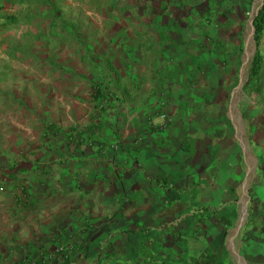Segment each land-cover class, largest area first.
<instances>
[{"label":"rangeland","instance_id":"374dc122","mask_svg":"<svg viewBox=\"0 0 264 264\" xmlns=\"http://www.w3.org/2000/svg\"><path fill=\"white\" fill-rule=\"evenodd\" d=\"M99 1L103 0H62L60 5L66 18L79 17L83 24L81 28H85L84 34H87L85 38L91 45L90 54L80 49V44L75 40L61 43L48 41L45 38L50 28L48 20L34 18L26 21L27 15L33 13L35 4L28 10L27 4L4 2V8L0 9V164L6 168L11 159H16L17 167L26 171L19 172L20 177L23 175L25 179L24 175L27 174L36 180L32 183L33 205L25 206L24 196H14L19 193L17 191L0 190V246L9 239L19 241L36 237L40 241L39 232L45 228L41 224L43 216L50 211L59 213L54 220L61 229L66 228L64 234L69 232L74 239L86 236L88 233L83 235L82 230L71 232L70 224L65 223L68 221L67 207L71 203L94 222L96 228L93 236L88 238L96 242V247L102 248L98 250L99 257L104 258V248L111 242L114 255L110 257L116 262L109 261V264H249L245 251L251 248L259 251L249 254L253 264H264V233L259 235L252 230L247 250L243 249L244 227L251 214L240 233L234 230L245 212V178L246 191L250 195V213L255 206L254 212L260 217L255 225L264 221V173H261L264 161L260 164L262 160L259 154L264 153V139L262 145L258 142L262 138L260 130L264 129V76L252 82L249 96L242 94L244 86L233 98L240 80L250 81V65L256 49L253 40L249 42L248 21L253 8L260 6L263 0H252L248 7L244 5L234 9L231 14L234 22L230 30L223 32L218 28L213 32L222 41L226 42L230 37L237 44L239 42L235 36L242 31L241 65L237 67L239 82L232 89H229V85L235 78L236 60L234 53L228 51L229 60H233V68L228 72L231 66L224 68L221 62L225 45L207 43L206 47L199 48L193 43V48L185 49L191 37H197L193 30L199 33L197 24L208 19L205 6L197 3V0L187 2L183 8L178 0H168L171 4L167 10V1H161L160 10L154 8V12H157L151 24H146L140 16L130 21H114L111 15L96 8ZM127 1L115 0V4ZM133 1L132 5L136 7L138 4L136 0ZM131 7L124 6L126 14ZM197 8L199 16H192ZM139 9L131 8V11L136 13ZM181 12L185 13L184 16H179ZM212 13L213 19L209 22L225 27V23L220 22L223 17H220L222 20L218 18L219 23L214 20L219 11L213 10ZM3 14L17 16L18 21L9 22ZM186 19L195 22L196 26L188 28ZM181 20L180 32L175 29V23ZM142 29L145 33L141 34ZM169 31L179 36L178 44L170 43V37L165 36ZM136 35L153 40L149 45L151 48L142 42L140 49L149 55L155 53L156 56L151 57L161 61L160 64L154 61L151 67L155 69L154 75L163 92L161 104L163 107L174 105L175 114L171 119L162 112L161 117L154 120L159 129L155 143L162 147L157 153H162V160H166L168 166L162 175L167 177L170 188L165 186V181L159 180L153 190L146 189L152 197L145 200L149 219L145 213H137L138 206L141 207L143 203L134 201L139 200L141 194L138 189H131L137 188L133 187L132 178L127 185L123 181L121 186L117 185L119 178L116 184L107 181L106 186L98 182L91 193L78 188L79 184L87 189L89 186L86 182L57 180L59 161L69 162L72 168H84L82 160L75 162L83 154L80 147L85 148L86 152L91 147L106 144L103 147L108 148V159L120 161L125 157L123 154L121 159L120 147H139L143 142L141 133H125L128 120L119 115H127V112H123L127 103L121 97L125 93L124 87L135 92L131 86L135 79L139 80V76L135 78L132 75L131 82L126 83L128 76L124 69L129 61L121 54V50L128 49L131 43V47L140 46ZM57 36L62 37L60 34ZM111 36L113 40H110ZM199 36L204 39L203 34ZM155 37L160 44L155 42ZM120 39H123L122 45ZM261 47L264 55V41ZM96 56L98 58L94 63L92 57ZM142 58L144 56L140 55L136 62ZM96 83L105 87L101 100L94 98ZM107 110L114 116L110 127L104 130L105 139L96 135L98 130L94 133L92 129L95 128L88 123L94 113L104 120L102 118ZM50 125L53 127L49 131L47 128ZM105 126L100 125V129ZM81 139L84 140L79 144L77 141ZM244 146L245 151L242 149ZM131 156L129 153L127 159L131 160ZM32 164H35L34 170L31 169ZM62 171L67 173H62L66 177L75 176L70 170ZM108 171L113 175L124 174L122 165H109ZM102 178L103 174L98 171L91 180ZM72 183L77 185L72 186ZM64 185L73 187V191L65 194L52 191L61 190ZM41 189L52 192L42 196ZM118 190L129 193L132 190L130 195L134 197L128 198L134 200H129V203L123 201L126 206L121 207L118 203H122L120 200L126 196L122 192L115 193ZM254 196L257 200L253 206ZM155 207L160 215L152 218L151 210H155ZM207 208L210 209L205 210ZM221 215L233 221L232 226L226 227L227 230L222 224H217ZM82 219H76L80 229L84 227ZM36 220L40 221L37 228ZM136 221L144 224L146 230H149L148 226L157 228L146 234L120 232L127 226L134 227ZM59 245L56 246L58 249ZM62 253L60 257H64Z\"/></svg>","mask_w":264,"mask_h":264},{"label":"crops","instance_id":"0c3cea01","mask_svg":"<svg viewBox=\"0 0 264 264\" xmlns=\"http://www.w3.org/2000/svg\"><path fill=\"white\" fill-rule=\"evenodd\" d=\"M136 36L139 38L138 40L140 41V46L131 47L132 46L131 43L128 49L121 50L122 51L121 54L126 56V58L128 57L127 60L129 61L128 64L127 63L125 64V69H124L125 73H127L128 76L126 83L131 82L132 75H135L136 76L135 78L139 76V80L135 79V82L131 86L135 88V92H130L127 88L124 87L125 93H122L121 97L124 99V102L127 103L123 111V112H127V115L122 113H119V115L122 119L125 120V118H127L128 120L125 133L128 134L131 132L132 134L135 132H139L141 133L142 137H144V140H142L143 142L140 144L139 147H132V145H130V147H120L119 150H120L121 159L123 154H125V157L120 161L108 159V155H107L109 154V151H107L108 148L103 147L106 144L102 143L100 147H94V148L91 147L92 149L90 148V150H87L88 152L87 151L85 152V148L80 147L81 152L83 153L81 157L84 158L78 157L77 160H75V162H79L82 160V163H85L84 168H80L77 166L79 168L77 170L76 169L77 167L72 168L71 167L72 164H70L69 162L59 161L57 180L63 179L65 182L72 179V180H78V181L80 180L82 182H86L89 186L87 189L84 188V185H79V184H78V188L84 189V192L86 193H91L92 190L93 191L95 190L96 188L95 186L98 182H101L103 185L106 186L108 183L107 181L112 182L113 184L119 178L120 182L119 183L117 182V185L121 186L123 181H125V184L127 185L128 184L127 181L130 178H132L131 182L134 183L133 187H137V188H131V189L132 190L138 189L140 191L141 198H139V200H134V198L129 199L128 196H131L130 194L131 192H133L132 190H130V193L128 191L122 192L121 190H118L119 192L115 191V193L122 192L126 196V198L123 197L120 200L122 201V203L120 202L118 204H120V206L122 207V205H125L123 201L127 203H129V200L139 201L140 203H143V205L141 207L138 206L137 213L138 214H140L139 212L145 213V216L147 217V219H149L150 217L147 210L148 207L145 205V200L147 198L152 199V197L149 196L150 192L147 191L146 189L149 188L153 190L158 184L159 180L163 182L162 181L163 179H167V177L162 175V171H164V169L168 167L167 161L162 160V153L161 154L157 153L159 152V150H161L162 147H158L155 143V140L158 138L159 129L157 128L158 126L157 124L155 126L154 120H156V117H161L159 115L162 112L163 114L167 113L168 117L171 119H173V115L175 114L173 113L174 105L164 104L165 107H163V105L161 104L163 102L160 100V97L161 94H163V92H161V87L156 79V76L154 75L155 69L151 67L154 64L153 63L154 61L155 63L157 62L159 64L161 63V61L159 59L156 58L153 59L151 57V56H156L155 53L149 55L146 52H142L140 49L142 42H144V45L147 46V48H151L149 45L153 40H149L147 38L142 39L140 36L138 35ZM140 55L144 56V58L139 59L140 61L136 62V60H138ZM126 65H128V68ZM112 105L113 107L115 106V104ZM108 111L109 110H107V112L105 113L106 116L102 118L104 120H100V117H97L94 113V115L91 116V118L89 119V123H88L90 124L91 128L92 127L95 128L92 129L94 133L96 132L95 130H98L97 133H95L96 135H98L99 137L103 136L105 139L106 137L104 135L105 134L104 130L110 127L114 116V113H109ZM150 114L152 115V118L150 117ZM146 120H149V122L146 123ZM104 124H106V126L103 127L101 130L100 125H104ZM128 125L130 126L129 128ZM129 153L132 154L131 160L127 159V155ZM166 153L168 152H165V154ZM34 165L35 164H32L31 167L32 170H34ZM38 165L41 166L40 164ZM109 165H113V167L114 166L116 167L117 165H122L124 174L113 175L111 172L108 171ZM62 170L65 171L70 170L72 174H75V176L72 175L66 177L64 175L67 173L66 172L64 173V171ZM98 171L103 174L104 178L100 180L97 179L91 180L94 178V176L97 175ZM85 173L89 175L90 179L87 178ZM24 176L25 179L22 175L20 177V181L25 182L24 186H26V192L25 194H22L21 190L17 188L14 189L13 191H17L19 193L14 194V196H19V197L24 196L25 206H28L29 204L33 205L34 198L32 193V188H33L32 183L35 182L36 180L35 178L33 179L31 176L27 174ZM29 180H32V182ZM71 185L76 186L77 183L75 184L72 183ZM91 185L94 187L92 188ZM161 185H162L161 188L164 189L163 184ZM165 186H169L168 188H170L168 181L166 182ZM52 191L54 193L60 192V194L61 193L65 194L68 192H72L73 187H70L69 185L66 186L64 185V187L61 188V190L53 189ZM52 191L49 192L45 189H41V194L42 196H48ZM16 200H18L17 197ZM113 200L117 201V198L116 199L114 198ZM155 208H156L155 210H151L152 218L156 217L158 214L160 215V213H158L159 209H157V207ZM67 209H68L67 210L68 221H65V223L70 224L72 228L71 232L82 230L83 235H86L88 233L86 236L79 239H74L72 234H69V232L64 234L65 232L63 230H65L66 228L61 229L60 226L57 223H55L54 220L59 213L50 211L47 212L45 216H43V222L41 224L45 228H42L39 232V236H40L39 238H41V240L38 241L36 237H28L19 241L14 240L15 242L11 239L5 240L7 243L4 245L1 244L0 246V264H109V261L111 263H115L116 261L113 260L114 258L110 257L114 253L113 252L114 247L112 246L111 242H108L106 244L104 248V250H106L105 251L106 254L104 255V258H101L98 256V254L100 255L98 250L99 249L101 250L102 248L100 246L96 247L97 246L96 242L95 241L92 242V240H89L88 237L92 235L94 229L96 228L94 226L95 225L94 222H92V220L89 219V216L86 215L85 212L81 211L80 208L74 206L71 203L69 204ZM63 214L64 213L59 215V217H61ZM138 214L137 217H139ZM81 217L84 218L82 219L84 224V227H82V229H80L81 228V226H79L80 224L76 222V219ZM39 225H40V221L36 220V225H35L36 228ZM148 227L149 230H146L144 224L136 221V223H134V227L127 226L126 228H122L120 232L123 233L124 231L125 234L133 233V232L146 234L147 231L151 232V229L157 228L152 226H148ZM58 244H61L59 245L60 246L59 249L56 247ZM62 251L64 252L63 253L64 257L59 256V254H61Z\"/></svg>","mask_w":264,"mask_h":264},{"label":"trees","instance_id":"16d2710c","mask_svg":"<svg viewBox=\"0 0 264 264\" xmlns=\"http://www.w3.org/2000/svg\"><path fill=\"white\" fill-rule=\"evenodd\" d=\"M161 1H167V5L165 7V10L168 9V7L170 6L171 3H168V0H136V7L134 5H132V2H134L133 0H128L126 3H119L118 5L115 4V0H103L102 2L99 1V4L96 5V8H101V10L103 12H106L108 15H111L114 19V21H119L120 19H126L128 21L132 20L133 17L135 16H140V18H143L145 21V23L147 24H151L154 22L155 20V15L157 12V10L161 8ZM173 1V0H171ZM180 3L179 5H181V7L183 8L184 6H186L187 2H194V0H178ZM197 3L203 4L205 6V15L208 16V19L202 20V22L200 23V25L197 24V30L199 29V33L193 30L194 34L197 35L196 38H194L193 36L191 37V40L189 41L190 43H188V45L185 43L184 45H187L185 47V49H190L193 48V43L199 47V48H204L207 46V43H210L214 46H218V45H225V52L222 54V58H221V62L225 66H231L229 67L228 72H230V70L233 68L232 66V61L229 60L228 57V51H232L234 53L235 60H236V68H235V78L233 80L232 83H230L229 85V89H232L233 86H236L239 82V76H238V72L239 69H237V67L239 68V66L241 65V51L243 50V35H242V31L240 30L237 34V37L235 36V38L238 40L239 43L234 44V42H232V40L230 39V37H228L227 41H222L219 37H217V35L215 36L213 34V32L215 30H217L218 28H221V31L226 32L229 31L234 20H232L231 14L233 13L234 9H238V8H242V6L247 5V7L251 4L252 0H234V2H229L226 0H213L214 4H212L211 0H197ZM231 1V0H230ZM4 2L6 3H19V4H27L28 5V10H30V8L35 4L34 6V10L33 13L27 15V19L28 20H33L34 18L39 19V20H48V24L50 26V28L48 29V35L47 40L50 42H54V41H59L61 42H65V41H73L75 40L77 43L80 44V49H84L88 54L91 53V45L90 42L86 40V36L87 34L85 31V28H81V26H83V24L80 22V20L77 18H73V19H69L66 18L65 15L63 14V11L61 10V4H62V0H0V9L4 8ZM157 2H159V4H157ZM163 3V2H162ZM196 3V5H197ZM125 5H131L133 10H136V8H140L139 12L136 11V13L131 11V8H129L127 14L124 11V6ZM194 5V6H196ZM222 7H224V9H221ZM142 8V9H141ZM151 8H153V11H151ZM154 8L157 9L154 12ZM120 9H122L123 11H120ZM147 10V11H146ZM193 10V9H192ZM198 8L196 10H193L192 12V16H199L198 14ZM213 10H218L219 13L215 14V18L214 20L216 22L219 23L218 18L223 17L220 22L225 23V27H222V25H218L216 26L215 24H212L211 22H209L210 19H213ZM162 12V11H161ZM185 13L181 12L179 14V16ZM4 18L9 21V22H17L18 21V17L14 16V15H5L3 14ZM149 16V17H148ZM179 16L177 17L176 20H178ZM182 16V17H183ZM218 16V17H217ZM148 17V18H147ZM202 18V16L200 17V19ZM148 19V20H147ZM190 19V18H189ZM189 19H186L188 21L187 25L188 28H193L196 26L195 22H191V20L189 22ZM141 20V19H140ZM143 21V20H142ZM181 23L182 20L180 22H176L175 23V29H177L178 31L181 32ZM254 26H255V41H256V51L255 54L253 56V60L251 62V69L252 72L250 71V81L248 83H246L245 87L242 90V94H246L247 96H249L251 93H249L248 91L250 90V86L252 85L253 81H259L260 78H262L264 75V55H263V51L262 49V43L264 41V4L262 5V7L259 9L257 15L254 18ZM181 28V29H180ZM200 28H202L200 30ZM192 32V33H193ZM142 33L143 29H142ZM57 34H60L62 37L57 36ZM203 34L204 39L199 36V35ZM214 35V36H213ZM147 36V34H146ZM150 36H152V34H150ZM165 36H169L170 37V43H174V44H178L177 39H179V36L176 35V33L169 31L168 33L165 34ZM183 36V35H182ZM53 37V39H52ZM110 40H113V36L110 37ZM155 37V42L156 41ZM163 38V37H162ZM183 38V37H182ZM187 38V37H186ZM53 40V41H51ZM109 40V41H110ZM160 40H158L159 42ZM162 41V39H161ZM120 45H122L123 43V39H120ZM154 42V43H155ZM157 42V43H158ZM153 43V44H154ZM160 44V42L158 43ZM162 47V45H161ZM98 57H92V61L94 63H96V59ZM94 98L96 100H101L102 98H104V94H103V88L105 90V87H103V85H101V83H96L94 86ZM245 91H247L248 93H246ZM53 127V125H50L47 129L50 131L51 128ZM260 135H261V139H259V143L262 145L263 141L262 139H264V129L260 130ZM46 135H49V132L46 133ZM84 139L78 140L77 142H79V144H82ZM233 140L235 141L234 137ZM262 141V142H260ZM236 142V141H235ZM79 148V147H78ZM261 155V160L260 164H263L261 162L264 161V153L260 152L259 153ZM17 162L16 159L13 160L11 159L10 164L8 167L4 168L1 164H0V190L1 191H6V190H14L19 188L22 192V194H25L26 192V186H24L25 182L20 181V175L19 172L21 173H25L26 171H24L25 169H20L17 167ZM1 163V162H0ZM264 167V166H263ZM261 168V173H264V168ZM162 181L167 182L168 179H163ZM21 182V183H20ZM252 192V191H251ZM257 200V198L254 196L252 197V204L254 206L255 201ZM252 206V207H253ZM255 207V206H254ZM254 207L251 211V215L248 219L247 225L244 227V232H243V242L245 244V247H243V249L247 250V241L248 239L252 236V230H256L258 232V234L260 235V233H264V221L262 220V222L259 223L258 226L255 225V223L258 221V219L260 218L259 215H257L254 212ZM210 208H207L205 210H209ZM263 219V218H262ZM200 221V220H199ZM217 224H222L224 228V230H227L228 227L233 225V221L232 219L226 217L225 215H221L220 218H218ZM227 227V228H226ZM130 229V228H129ZM255 237V236H254ZM264 240V237H263ZM242 249V250H243ZM254 250H247L244 252L245 257L248 259L249 264H253V262L249 259V254H255L259 251H255ZM64 253V252H63ZM62 253V254H63ZM261 253V252H260ZM209 257L211 258V256L209 255Z\"/></svg>","mask_w":264,"mask_h":264},{"label":"water","instance_id":"95a60500","mask_svg":"<svg viewBox=\"0 0 264 264\" xmlns=\"http://www.w3.org/2000/svg\"><path fill=\"white\" fill-rule=\"evenodd\" d=\"M256 2V1H255ZM260 6H255L253 8V14L252 16L249 18V21H248V26L250 27V37H249V42L251 41V39L253 40V43L255 45V49H256V41H255V26H254V18L255 16L257 15L259 9L262 7V5L264 4V0L260 2ZM255 5V3H254ZM247 45H248V42L245 44V50L247 48ZM250 71L252 72V69H251V65H250ZM246 81H242L240 80L238 86L235 88L234 90V94H233V98H235L236 96H238V93L240 92V90L246 85ZM242 128V127H241ZM248 144V142H247ZM245 146L242 147L243 151H245ZM244 184H245V197H246V206H245V212L243 214V216L241 217V219L239 220V222L237 223L236 227L234 228V230L237 232V233H240L241 232V229L243 227V225L245 224V222L247 221L248 219V216L250 214V195L249 193L246 191V178L244 179ZM240 256V254H239ZM242 256H240L241 258Z\"/></svg>","mask_w":264,"mask_h":264}]
</instances>
